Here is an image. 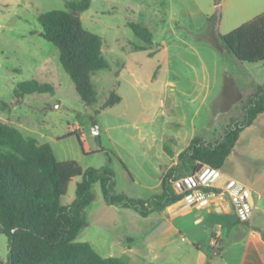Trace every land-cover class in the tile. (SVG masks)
<instances>
[{
  "label": "rangeland",
  "instance_id": "rangeland-1",
  "mask_svg": "<svg viewBox=\"0 0 264 264\" xmlns=\"http://www.w3.org/2000/svg\"><path fill=\"white\" fill-rule=\"evenodd\" d=\"M249 1L91 0L79 17L84 28L101 37L109 66L91 74L96 98L86 105L59 63L57 48L39 34V14L66 10L65 0H0V121L50 144L57 160H75L82 169L108 167L115 191L149 198L160 191V177L174 155L195 136L218 140L228 122L243 118L246 101L264 82V60L239 61L217 37L264 10L249 8ZM217 9L219 23L209 20ZM129 22L146 26L153 43L138 38ZM32 78L51 83L54 92L16 101V84ZM112 90L120 102L96 111ZM71 130L81 133L80 142L68 134ZM259 157L264 159L261 119L241 131L223 170L248 178ZM80 178L69 182L63 204L74 199ZM92 191L77 240L126 264H192L194 251L183 238L182 249H175L177 242L165 235L169 226L156 220L158 211L141 216L106 204L99 182ZM148 230L153 231L146 238ZM0 258H9L2 233Z\"/></svg>",
  "mask_w": 264,
  "mask_h": 264
},
{
  "label": "trees",
  "instance_id": "trees-1",
  "mask_svg": "<svg viewBox=\"0 0 264 264\" xmlns=\"http://www.w3.org/2000/svg\"><path fill=\"white\" fill-rule=\"evenodd\" d=\"M90 2L65 0L66 10L52 9L38 16L39 34L57 48L59 63L86 105L96 98L91 74L109 66L102 54L101 37L84 28L79 17ZM220 17L217 9L209 20L215 18L218 22ZM128 25L144 43H153L152 33L146 26L135 22ZM217 37L237 60L263 61L264 11L224 34L217 33ZM53 92L51 83L34 78L18 82L13 89L16 101L27 94ZM120 100L121 96L112 90L96 111ZM2 106L8 107V104L2 103ZM263 111L264 82L256 85L246 101L243 118L228 122L218 140L210 142L195 136L189 141L178 153L177 162L163 173L161 191L149 198H133L115 191L108 167L82 169L75 160H57L50 144L40 143L17 127L0 121V233L7 237L9 248L8 261L0 258V264H126L116 256H102L88 241L76 239L86 225L84 209L94 199L92 185L99 182L106 204L132 208L141 216L161 211L192 190L176 192L175 181L193 175L199 163L220 169L241 131ZM72 133L80 142L81 133L71 130L68 134ZM76 176L81 178L75 183V197L70 204H63L61 198ZM198 188L220 191L214 187Z\"/></svg>",
  "mask_w": 264,
  "mask_h": 264
},
{
  "label": "crops",
  "instance_id": "crops-1",
  "mask_svg": "<svg viewBox=\"0 0 264 264\" xmlns=\"http://www.w3.org/2000/svg\"><path fill=\"white\" fill-rule=\"evenodd\" d=\"M249 3V8L264 7V0H250ZM260 114L255 120L261 119L264 122V111ZM179 152L164 168L162 175L169 166L177 162ZM253 162H258L259 166L248 178L236 177L224 171V164L217 169L222 176L233 181L234 185L243 187L240 196L244 195L245 189L248 191L247 207L243 212L238 210L234 202L236 196L227 188L204 184L189 188L192 189L191 192L202 190L203 194L192 198L178 212L168 210L167 207L158 211L161 217L156 220L158 224L169 226L165 235L172 236L171 242H177L174 243L177 244L175 249H182L185 243L194 251L191 256L194 257L192 264H264V159L259 157ZM162 175L159 180L160 191ZM184 178L174 182L176 192L185 191L178 185ZM199 186L219 188L220 191H204ZM153 213L154 211L147 216ZM239 216L241 219H238ZM215 230L219 231L218 236H215ZM150 231L153 230L144 234L146 238H149ZM213 237H217L215 244L212 243ZM180 238L185 240L183 244L179 242ZM168 248V245L164 246V249Z\"/></svg>",
  "mask_w": 264,
  "mask_h": 264
},
{
  "label": "water",
  "instance_id": "water-1",
  "mask_svg": "<svg viewBox=\"0 0 264 264\" xmlns=\"http://www.w3.org/2000/svg\"><path fill=\"white\" fill-rule=\"evenodd\" d=\"M94 133H97V130H94ZM201 184L227 188L236 196L234 202L237 205L238 210L243 212L244 209H246V196H248V191L245 189L244 195L240 196L239 193L243 190V187L239 184L234 185L233 181H230L226 176H222L217 169L211 168L210 166H204V164L199 163L193 175L184 178V180L178 183L182 190H188L191 187ZM201 194H203L202 190H194L186 197L170 204L167 208L168 210H173V212H178L186 207L192 198Z\"/></svg>",
  "mask_w": 264,
  "mask_h": 264
},
{
  "label": "built area",
  "instance_id": "built-area-1",
  "mask_svg": "<svg viewBox=\"0 0 264 264\" xmlns=\"http://www.w3.org/2000/svg\"><path fill=\"white\" fill-rule=\"evenodd\" d=\"M214 234H215V236H218V235H219V231H218V230H215V231H214ZM216 238H217V237H213V238H212V243H213V244H215V242H216Z\"/></svg>",
  "mask_w": 264,
  "mask_h": 264
}]
</instances>
